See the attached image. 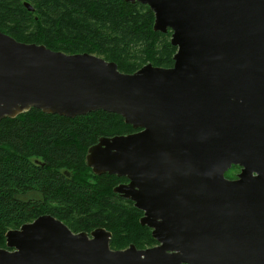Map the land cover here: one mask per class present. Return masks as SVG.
Instances as JSON below:
<instances>
[{
  "label": "water",
  "instance_id": "1",
  "mask_svg": "<svg viewBox=\"0 0 264 264\" xmlns=\"http://www.w3.org/2000/svg\"><path fill=\"white\" fill-rule=\"evenodd\" d=\"M124 1L171 32L172 66L123 73L0 31V121L32 108L121 116L134 131L101 137L86 165L126 178L113 192L156 245L114 250L104 228L75 233L45 214L5 233L0 264H264V0Z\"/></svg>",
  "mask_w": 264,
  "mask_h": 264
},
{
  "label": "trees",
  "instance_id": "2",
  "mask_svg": "<svg viewBox=\"0 0 264 264\" xmlns=\"http://www.w3.org/2000/svg\"><path fill=\"white\" fill-rule=\"evenodd\" d=\"M24 3L32 7L28 10ZM149 6L124 0H0V31L24 43L113 61L123 73L145 64L170 67V31L153 30ZM134 130L103 111L67 118L32 108L0 121V248L9 229L51 215L73 232L104 228L110 248L153 246L142 212L113 192L124 178L95 175L88 149L101 137Z\"/></svg>",
  "mask_w": 264,
  "mask_h": 264
},
{
  "label": "rangeland",
  "instance_id": "3",
  "mask_svg": "<svg viewBox=\"0 0 264 264\" xmlns=\"http://www.w3.org/2000/svg\"><path fill=\"white\" fill-rule=\"evenodd\" d=\"M170 36H171V32H170ZM169 42H170V37H169ZM176 47H175V51H176ZM175 53V52H174ZM173 56V55H172ZM89 168V167H88ZM240 171V167L238 166H232L231 168H229L226 172H225V177L227 179H235L237 174ZM92 172V171H91ZM93 173V172H92ZM94 174V173H93ZM124 181V180H123ZM150 246V245H149ZM142 249L146 248L144 246H141ZM123 249V248H122Z\"/></svg>",
  "mask_w": 264,
  "mask_h": 264
},
{
  "label": "flooded vegetation",
  "instance_id": "4",
  "mask_svg": "<svg viewBox=\"0 0 264 264\" xmlns=\"http://www.w3.org/2000/svg\"><path fill=\"white\" fill-rule=\"evenodd\" d=\"M90 170H91V169H90ZM95 175H96V174H95ZM97 176H99V175H97ZM121 178H123V177H121ZM122 183H127L126 178H124V181H120V182H118L117 185L122 184ZM117 185H116V186H117ZM155 245H156V244H155ZM147 247H150V246H147ZM147 247H146V248H147ZM138 249H142V248H138Z\"/></svg>",
  "mask_w": 264,
  "mask_h": 264
}]
</instances>
